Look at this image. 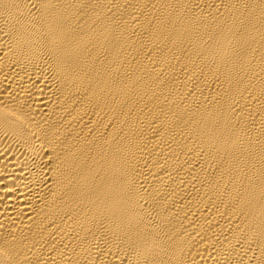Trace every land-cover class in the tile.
I'll return each instance as SVG.
<instances>
[{
    "label": "bare ground",
    "instance_id": "1",
    "mask_svg": "<svg viewBox=\"0 0 264 264\" xmlns=\"http://www.w3.org/2000/svg\"><path fill=\"white\" fill-rule=\"evenodd\" d=\"M0 264H264V0H0Z\"/></svg>",
    "mask_w": 264,
    "mask_h": 264
}]
</instances>
